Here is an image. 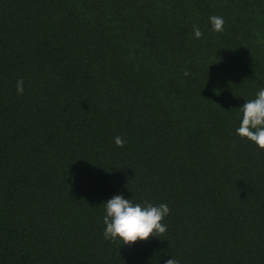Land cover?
I'll return each mask as SVG.
<instances>
[{"label": "trees", "instance_id": "obj_1", "mask_svg": "<svg viewBox=\"0 0 264 264\" xmlns=\"http://www.w3.org/2000/svg\"><path fill=\"white\" fill-rule=\"evenodd\" d=\"M259 87L264 0H0V264H264ZM117 193L166 232L104 239Z\"/></svg>", "mask_w": 264, "mask_h": 264}, {"label": "clouds", "instance_id": "obj_2", "mask_svg": "<svg viewBox=\"0 0 264 264\" xmlns=\"http://www.w3.org/2000/svg\"><path fill=\"white\" fill-rule=\"evenodd\" d=\"M208 22L214 32H223L225 20L223 16H209ZM192 35L195 39L203 36L199 27L193 26ZM187 75V73H185ZM16 92L22 95L24 92L23 79L16 81ZM239 125L235 134L258 148L264 149V87H259L254 98L245 100L238 108ZM118 147H122L125 141L116 136L113 138ZM104 231L103 237L110 241H119L121 245H131L136 241H146L152 237H158L167 230V225L162 221L170 213L166 203L152 204L148 201L133 203L130 198H125L122 193L114 194L103 203ZM165 264H179V261L171 257Z\"/></svg>", "mask_w": 264, "mask_h": 264}]
</instances>
